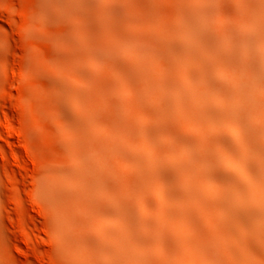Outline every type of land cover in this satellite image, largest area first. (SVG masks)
<instances>
[{"label": "rangeland", "instance_id": "rangeland-1", "mask_svg": "<svg viewBox=\"0 0 264 264\" xmlns=\"http://www.w3.org/2000/svg\"><path fill=\"white\" fill-rule=\"evenodd\" d=\"M244 115L264 118V0H0V264H146L177 219L187 263L199 242L233 260L226 195L264 193Z\"/></svg>", "mask_w": 264, "mask_h": 264}, {"label": "bare ground", "instance_id": "bare-ground-1", "mask_svg": "<svg viewBox=\"0 0 264 264\" xmlns=\"http://www.w3.org/2000/svg\"><path fill=\"white\" fill-rule=\"evenodd\" d=\"M243 119H244L243 124L245 128L251 131L253 136L254 135L256 136L257 127H259L261 123H264V118L263 117L257 118L251 116L248 117V115L247 116L244 115ZM222 156L230 161V163H228V167L236 171L237 170L236 165L232 163L233 158H236V154L230 150L225 149ZM224 175L226 177H229L231 173L228 170H225ZM244 175H247V172H244ZM256 179L261 184L260 186H256L257 189L260 188L264 192V186H263L264 172L258 173L256 175ZM240 180H241L240 178L234 177V182H239ZM215 187L216 186H209L207 190L203 191V194L206 196V199H203V203L205 208L207 209L212 207L215 202V201L212 202L213 199L208 198L211 197L210 196L212 194L211 192H213ZM176 188L180 189V186H176ZM172 202L170 201L168 204V209L171 212L184 216L188 214L185 213V210L183 209L184 206L183 207L181 206L179 208V206H175ZM226 207H227V212L221 217H219L218 220L220 224L223 223L228 224V231L226 236L227 239L230 240V244L228 245L231 251L230 257L233 258L236 264H244V261H249L252 258L254 262H251V264H264V193L260 195V197L254 196L253 204L248 202L246 198V192L244 191L238 193V195L236 196H233V194L228 193L226 195ZM169 219H171V216L169 217ZM169 221H170L169 225L165 228V230L160 232L158 231L157 233L158 235L156 237L158 244L156 245V247L155 246L151 247V245L148 244L146 248L147 250L145 249V258L143 259V261L146 264H189L186 261V257L184 256L185 254H183V250H184L183 240L184 237L189 239V240L186 239L184 241L187 243L188 241H190L191 237L193 236L185 232V230L180 225L179 219L176 220V225H174L173 221L171 220ZM241 243L246 248L245 252L240 251ZM257 247H260L261 250L257 249ZM252 248L258 250L257 251L258 254L255 252V250L252 251L251 250ZM196 249L198 251V256H199L197 257L196 254V258L198 262L195 259V261H193L192 263L190 262V264H202L203 262H205V260L210 264H226V263L230 264L229 262H232L231 264H235L232 259H230V261L227 262L225 258L220 256L217 252L213 251L211 247L206 246L205 243L200 244L199 242L198 248ZM223 259L224 261H222Z\"/></svg>", "mask_w": 264, "mask_h": 264}]
</instances>
